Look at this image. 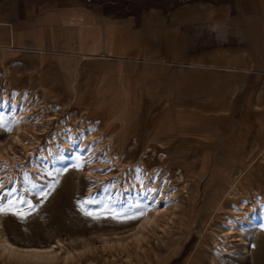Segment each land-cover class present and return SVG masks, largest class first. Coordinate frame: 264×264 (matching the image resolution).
Wrapping results in <instances>:
<instances>
[{
    "label": "rangeland",
    "instance_id": "rangeland-1",
    "mask_svg": "<svg viewBox=\"0 0 264 264\" xmlns=\"http://www.w3.org/2000/svg\"><path fill=\"white\" fill-rule=\"evenodd\" d=\"M128 2L119 0L117 5L111 6L113 15L121 12ZM83 3L94 5L93 0ZM144 4L135 3L128 13L140 16L136 10ZM156 33L158 40L159 30ZM173 38L176 39L175 35ZM159 47L156 44L154 49L158 51ZM26 59L29 62L31 58ZM159 62H126L127 94L135 97L134 101L120 88L114 89L106 101L94 99L96 89L102 87L105 69L116 61H96L83 70V76L79 78L69 76L68 71L62 69L42 68L45 62L38 70L29 66L0 68V95L21 101L26 112L30 109L29 120L37 115L44 117L39 125V142L28 151L13 143V114L0 112V146L11 148L10 145H14L16 157V162L0 158V180L9 176L7 179L11 181L0 190V194L14 187L18 193L28 189L29 198L39 203L37 193L41 188L50 190V195L38 209V215L33 214L27 222H20L11 215L0 217L2 239H9L11 232L23 241L15 243L23 250L59 249L61 254L66 249L77 254L89 246L91 254L81 257L77 264H89L90 257L94 258L95 264H111L99 254V250H103L101 235L112 239L129 235L132 228L120 230L124 223L132 220L125 216H142L140 213L144 215L149 207L142 196L137 193L123 195L116 185L125 184L131 177L142 179L140 165L143 163L148 173L145 178L161 183L164 189L182 185L187 192L184 201L187 215L182 232L175 231L160 247H156L157 241L152 240L158 257L143 264H264V225L250 233L245 232L248 244L244 247L248 251L244 254L248 255L244 257L219 250L210 238L211 231L221 235L226 231L225 218L228 216L222 214L216 218L212 207L217 192L227 187L228 179L241 178L254 166L251 178H258L257 172L261 171L264 178V169L259 166L264 160V112H247L248 116L245 112H207L206 107L212 101H205L206 98L222 97L221 77L214 70L192 69L188 72L190 69ZM179 111H186L204 123L184 120L177 126L174 114ZM69 123L75 129H84L92 140H108L112 157L108 159V172L102 173V178L107 175L110 180L106 185L99 187L98 182L88 178V160L74 152L53 158L51 169L41 154L33 162L29 161L37 146L49 149L51 145L58 147V144L67 142L65 137L56 139L55 134ZM76 158L85 162L83 169L72 166ZM63 169L67 170L61 171ZM180 175L184 184L175 179ZM32 184L37 188L32 189ZM141 185L147 186V181ZM88 197L97 202L81 208L77 201ZM227 208L235 210L238 205L229 202ZM86 211H92L93 215H87ZM232 251L240 252L241 249L236 246ZM0 264L49 263L0 258ZM57 264L73 262L60 261ZM124 264L137 263L124 261Z\"/></svg>",
    "mask_w": 264,
    "mask_h": 264
},
{
    "label": "crops",
    "instance_id": "crops-1",
    "mask_svg": "<svg viewBox=\"0 0 264 264\" xmlns=\"http://www.w3.org/2000/svg\"><path fill=\"white\" fill-rule=\"evenodd\" d=\"M84 1L0 0V68L45 62L79 78L96 61H116L95 91L99 101L117 88L127 94L126 62L214 70L224 87L221 99L206 98L207 112H264V0H126L116 15L119 0ZM140 2V16L128 13ZM184 120L204 123L175 112L177 126Z\"/></svg>",
    "mask_w": 264,
    "mask_h": 264
},
{
    "label": "bare ground",
    "instance_id": "bare-ground-1",
    "mask_svg": "<svg viewBox=\"0 0 264 264\" xmlns=\"http://www.w3.org/2000/svg\"><path fill=\"white\" fill-rule=\"evenodd\" d=\"M3 111H9L13 114V143L27 150L33 144H38L40 139L39 125L44 119L41 114V116L37 115L33 120H29L27 115L30 109L26 112L21 101L5 94L0 95V112ZM130 122L131 114L129 115L128 125ZM127 130L125 132V139L128 135ZM55 137L58 140H61V137H65L68 141L58 144V147L52 146L51 143L49 149L37 146L36 150H33L34 155L31 157L32 160L29 161L33 162L41 154L44 157V162L51 169L54 166L53 158L58 155H65L68 152H74L88 160L87 164H90L88 165L87 173L89 179L98 182L99 187L106 185L110 181L107 175H105L106 178H102L104 175L102 173L108 172V159L112 157L107 144L108 140H92V137L84 129H75L71 126V123L64 125L55 134ZM10 146L11 148L0 146V158L5 161L16 162L14 145L12 146L11 144ZM97 148L99 149L98 151ZM259 166L264 169V160H261ZM254 168L255 166L241 178L228 179L227 187L222 192H217L216 200L213 201L214 205L212 209L216 218H220L219 215L222 214H226L228 217L225 218L226 231L223 232L224 234L221 235L211 231L210 238L219 250L228 251L231 255L238 254V257L248 255L244 254L248 251L244 247V245L248 244L244 238L245 232L250 233L264 225V178L261 171L257 172L258 178L253 180L250 174L254 171ZM100 170L102 172L99 173L98 171ZM140 170V177L142 179L136 180L135 177H131L125 184H117L116 188L123 195L137 193L143 197L144 202L149 207L146 208L144 215L136 216L138 218L124 223L125 226L120 228V230L132 228L133 231L129 235L116 239L101 235L103 250H99V254L104 259L109 260L111 264H124V261L136 262L137 264L150 262L153 257H158L156 247L166 244V238L170 240L169 237L175 231L181 233L185 224L187 215L184 202L185 194L187 193L185 191L186 187L181 185L171 189H164L161 183H156L152 179L145 178L148 176L145 164L142 163L140 165ZM8 177L2 178L5 185L9 182ZM175 179L181 184L185 183L181 175ZM144 181H147V186L145 187L141 185ZM179 187L181 188L179 189ZM149 189H157L158 191L151 193ZM229 202L236 203L238 209H228L227 204ZM149 210L151 212H148ZM193 211L192 209L191 212L193 213ZM152 240L157 241L156 247L152 244ZM236 246L241 249L240 252L232 251ZM90 250L89 246L83 248L82 252L78 251L77 254H75V251L67 249L63 254H61L59 249L49 251L46 248H28L23 250L16 244H13L11 240L0 237V258L4 260L16 258L23 261L38 260L39 262L49 264H57L60 261L77 264L81 261V257L91 254ZM88 263L95 264L96 262L94 258L90 257ZM191 264L199 263L193 262Z\"/></svg>",
    "mask_w": 264,
    "mask_h": 264
},
{
    "label": "snow or ice",
    "instance_id": "snow-or-ice-1",
    "mask_svg": "<svg viewBox=\"0 0 264 264\" xmlns=\"http://www.w3.org/2000/svg\"><path fill=\"white\" fill-rule=\"evenodd\" d=\"M85 165V162H81L79 158H76V162L72 165L77 170L83 169ZM67 169H63L61 171H66ZM51 175V173H49ZM11 182V181H9ZM55 183H58V180L55 181ZM5 184L3 180H0V190H3L5 188ZM54 187V184H53ZM32 189H36L37 185L32 184ZM158 191L157 189H149V192L155 193ZM50 195V190L45 191L43 188L37 193V196L39 198V203H34L32 199L29 198V190L24 189L23 191L17 192V189L14 187L10 191L5 192L4 194H0V217L7 218L8 216H14L18 221L20 222H27L28 219L33 215H38V209L40 205L43 203V201L47 198V196ZM97 201L93 199L92 197L85 198L83 200L77 201L78 205H80L81 208H84L85 205L96 203ZM86 214L91 216L93 215L92 211H86ZM116 215H119L118 213ZM140 215H143V212L140 213ZM126 219H136L138 217L132 216L127 217ZM9 240L13 244L15 243H21L23 241L19 240L17 236L11 232H9L8 236ZM11 247V245H9Z\"/></svg>",
    "mask_w": 264,
    "mask_h": 264
}]
</instances>
